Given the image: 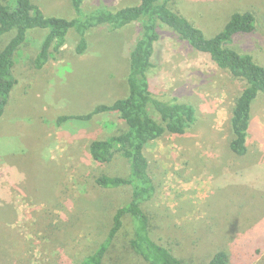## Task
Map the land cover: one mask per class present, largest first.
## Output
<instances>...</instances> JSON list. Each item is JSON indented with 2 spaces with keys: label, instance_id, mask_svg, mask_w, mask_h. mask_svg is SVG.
<instances>
[{
  "label": "rangeland",
  "instance_id": "rangeland-1",
  "mask_svg": "<svg viewBox=\"0 0 264 264\" xmlns=\"http://www.w3.org/2000/svg\"><path fill=\"white\" fill-rule=\"evenodd\" d=\"M36 2L45 15L75 17L70 0ZM136 2L84 0L83 11ZM174 9L191 16L207 36L219 31L234 9L254 12L259 28L238 36L234 48L253 49L264 62V0H177ZM157 31L154 67L147 73L150 89L163 100L192 104L196 121L185 135L164 133L147 147L158 186L149 204L152 233L179 242L190 263H202L220 246L238 255L236 264H264V157L257 152L264 148V94L251 106L248 152L236 156L228 149L230 116L243 83L179 41L171 29L158 25ZM140 32V22L121 31L93 27L81 55L74 51L77 38L71 32L39 70L31 60L43 33H28L16 57L18 82L0 120V264H76L96 247L115 210L128 200L126 186L103 191L93 184L100 173L126 175L128 163L115 157L98 166L87 152L91 139L122 126L118 117L104 113L61 125L56 118L127 94L129 48ZM9 36L0 37V46ZM131 234L126 217L119 256L104 264H136L126 243Z\"/></svg>",
  "mask_w": 264,
  "mask_h": 264
},
{
  "label": "trees",
  "instance_id": "trees-1",
  "mask_svg": "<svg viewBox=\"0 0 264 264\" xmlns=\"http://www.w3.org/2000/svg\"><path fill=\"white\" fill-rule=\"evenodd\" d=\"M70 4L75 17L66 19L45 15L36 0H0V37L10 35L0 46V120L18 82L16 57L30 31L43 33L31 60L32 67L39 70L60 52L71 32L77 38L74 51L81 55L87 49V32L91 28L108 25L111 31H121L140 22L141 32L129 48L125 77L127 94L108 103L95 104L88 112L56 118L57 124L61 125L69 120L89 121L97 114H115L122 126L91 139L87 152L98 166L110 164L115 157L128 163L126 175L100 173L95 176L93 184L100 190L128 187V200L115 210L108 231L96 247L76 264H104L107 258L117 259L119 236L126 217L132 226L131 237L126 243L129 253L136 256V264H196L181 255L179 242L164 235H154L151 229L149 204L155 199L158 186L150 173L147 147L164 133L185 135L196 121L192 104L178 101L176 97L163 100L150 89L147 73L154 67L155 43L159 38L157 27L164 25L171 29L179 41L206 56L231 79L243 83L231 111L228 149L236 156H244L248 152L246 143L251 106L264 94V62L255 50H238L234 48V42L238 36L255 33L259 28L258 18L252 11L234 9L223 27L207 36L191 16L174 9L177 0H137L132 5L98 8L87 13L83 11L84 0H70ZM212 249L211 255L200 264H236L239 261L238 255L231 256L228 248L214 246ZM255 250L261 253L259 248ZM57 264L68 262L59 260Z\"/></svg>",
  "mask_w": 264,
  "mask_h": 264
},
{
  "label": "crops",
  "instance_id": "crops-1",
  "mask_svg": "<svg viewBox=\"0 0 264 264\" xmlns=\"http://www.w3.org/2000/svg\"><path fill=\"white\" fill-rule=\"evenodd\" d=\"M257 152H258V155L261 156V157H264V148H259L257 149ZM259 160V159H258ZM264 161V159H263Z\"/></svg>",
  "mask_w": 264,
  "mask_h": 264
}]
</instances>
